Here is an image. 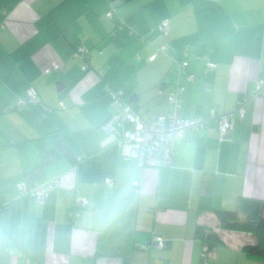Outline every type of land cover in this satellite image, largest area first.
<instances>
[{"label":"crops","instance_id":"0c3cea01","mask_svg":"<svg viewBox=\"0 0 264 264\" xmlns=\"http://www.w3.org/2000/svg\"><path fill=\"white\" fill-rule=\"evenodd\" d=\"M107 8V0H0V264H199L196 225L215 220L200 209L264 200V92H255L264 80V0H120L111 19ZM66 28L88 49L86 70L57 37ZM161 46L168 51L156 53ZM183 60L192 81L179 76ZM51 62L58 68L44 73ZM178 80L180 116H202L205 126L175 140L170 164L139 168L129 146L101 128L109 91L155 117L169 110ZM30 90L37 102H28ZM238 101L244 114L221 138L210 114ZM50 132L76 163L52 177L39 203L20 185L40 162L34 139ZM132 232L164 246L144 249ZM224 237L204 264H264L240 250L248 236Z\"/></svg>","mask_w":264,"mask_h":264},{"label":"built area","instance_id":"2783aa9c","mask_svg":"<svg viewBox=\"0 0 264 264\" xmlns=\"http://www.w3.org/2000/svg\"><path fill=\"white\" fill-rule=\"evenodd\" d=\"M119 1L120 0H107L108 8L106 10V16L108 18L111 19L117 15L116 7ZM118 18L117 28L122 29L125 22L120 17ZM129 29L134 34H137L132 25L129 26ZM158 29L162 35H167L170 31L169 21L166 19L161 20L158 24ZM167 51L168 48L166 46H161L157 48L156 53H166ZM156 53L151 55L150 58H153ZM73 55H78L83 58V69L88 67L89 57L87 48L78 46L73 52ZM185 66L186 61L183 60L179 64V76L184 78L185 81H192L193 75L183 71ZM206 66L210 68L212 64L207 63ZM55 68H58V65L55 62H51L48 66L44 67L42 71L47 73ZM184 90V84L178 80L173 91L168 94L169 110L155 117H143L132 107L131 103L128 102L120 90L111 89L109 91L110 114L103 122L101 128L106 134L113 135L114 142L118 147L123 145L129 146L127 158L132 159L137 167H159L170 164L175 140L181 138L189 131L203 128L207 121V119L202 116H180V95ZM205 90H209L208 84H205ZM259 90L264 92V80H259L257 82L255 92ZM28 102H37L36 95L32 90L28 92ZM243 114V101H238L234 111L218 115L211 113L210 118L215 119L219 136L223 138L232 129L234 117H242ZM56 179L57 178L48 179L31 188L29 191L39 203H42L47 191L56 186ZM106 182L108 185H111L112 179L108 178ZM133 185L137 186L138 182H133ZM20 188L22 191L27 190L24 183L20 185ZM77 202L79 205L85 204L82 198H77ZM70 214L72 216L77 215L76 211ZM163 246L164 241L155 237L142 245V247L147 250L151 248L158 249Z\"/></svg>","mask_w":264,"mask_h":264},{"label":"trees","instance_id":"16d2710c","mask_svg":"<svg viewBox=\"0 0 264 264\" xmlns=\"http://www.w3.org/2000/svg\"><path fill=\"white\" fill-rule=\"evenodd\" d=\"M57 37L68 45V51L73 55L79 46L76 35H73L66 28L60 31ZM34 141L40 162L36 168L26 174L24 184L27 189H31L54 176L56 177L76 163L74 154L63 142L59 133H46L36 137ZM2 201L3 197L0 194V204ZM200 211L211 212L216 220L217 228L208 227L204 224L196 225L195 235L202 245L199 264H204L208 254L216 247L226 245L224 233L227 232H237L248 236L249 239L241 245L240 250L250 259L264 261V200L239 196L233 209H200ZM130 238L132 242L144 240L143 244L152 240L151 236L143 232H132Z\"/></svg>","mask_w":264,"mask_h":264},{"label":"rangeland","instance_id":"374dc122","mask_svg":"<svg viewBox=\"0 0 264 264\" xmlns=\"http://www.w3.org/2000/svg\"><path fill=\"white\" fill-rule=\"evenodd\" d=\"M201 224H204V225H206V226H208V227H213V228H217V223H216V221L214 220V219H212L211 217H210V219H206V221H204L203 223H201ZM225 234V233H224ZM225 239V238H224Z\"/></svg>","mask_w":264,"mask_h":264},{"label":"water","instance_id":"95a60500","mask_svg":"<svg viewBox=\"0 0 264 264\" xmlns=\"http://www.w3.org/2000/svg\"><path fill=\"white\" fill-rule=\"evenodd\" d=\"M133 100H132V98L130 97L129 99H128V102L129 103H131Z\"/></svg>","mask_w":264,"mask_h":264}]
</instances>
